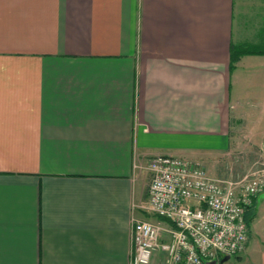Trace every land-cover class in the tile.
Returning a JSON list of instances; mask_svg holds the SVG:
<instances>
[{
    "label": "crops",
    "instance_id": "1",
    "mask_svg": "<svg viewBox=\"0 0 264 264\" xmlns=\"http://www.w3.org/2000/svg\"><path fill=\"white\" fill-rule=\"evenodd\" d=\"M258 148L264 0H0V264H132L149 158L237 181ZM254 204L216 264H264Z\"/></svg>",
    "mask_w": 264,
    "mask_h": 264
},
{
    "label": "built area",
    "instance_id": "2",
    "mask_svg": "<svg viewBox=\"0 0 264 264\" xmlns=\"http://www.w3.org/2000/svg\"><path fill=\"white\" fill-rule=\"evenodd\" d=\"M146 169L148 210L170 226L132 219V264H152L155 253L162 264H207L243 253L249 239L245 214L264 191V162L237 181L212 179L199 164L172 156H153Z\"/></svg>",
    "mask_w": 264,
    "mask_h": 264
},
{
    "label": "rangeland",
    "instance_id": "3",
    "mask_svg": "<svg viewBox=\"0 0 264 264\" xmlns=\"http://www.w3.org/2000/svg\"><path fill=\"white\" fill-rule=\"evenodd\" d=\"M251 21L252 20H250V22ZM246 25L251 28V24ZM263 162L264 148H258L254 162H252V164L250 165L251 167H248L249 169L246 170V172H244L242 175H240V178L238 180L244 178L246 175H250L253 172V170L250 169L254 166H257L258 171H260L263 168ZM252 219L253 217L251 218V221ZM147 220L151 222L157 221L156 217L153 214H150ZM251 246H254L255 248H261L264 246V208L260 211L259 218L254 222L251 232ZM243 261L246 262V258Z\"/></svg>",
    "mask_w": 264,
    "mask_h": 264
},
{
    "label": "trees",
    "instance_id": "4",
    "mask_svg": "<svg viewBox=\"0 0 264 264\" xmlns=\"http://www.w3.org/2000/svg\"><path fill=\"white\" fill-rule=\"evenodd\" d=\"M254 213H255V204H253V206L246 212L245 214V220H246V223H247V226L249 227V224L251 222V218L254 216ZM155 216V215H154ZM156 219H157V222H161V223H169L167 220L163 219V218H160V217H157L155 216Z\"/></svg>",
    "mask_w": 264,
    "mask_h": 264
},
{
    "label": "water",
    "instance_id": "5",
    "mask_svg": "<svg viewBox=\"0 0 264 264\" xmlns=\"http://www.w3.org/2000/svg\"><path fill=\"white\" fill-rule=\"evenodd\" d=\"M229 257L228 256H224L223 257V260H226V259H228ZM222 261V260H221ZM207 264H216V261H212V262H210V263H207Z\"/></svg>",
    "mask_w": 264,
    "mask_h": 264
}]
</instances>
